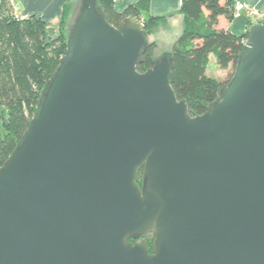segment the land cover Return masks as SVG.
Returning <instances> with one entry per match:
<instances>
[{"label":"water","instance_id":"water-1","mask_svg":"<svg viewBox=\"0 0 264 264\" xmlns=\"http://www.w3.org/2000/svg\"><path fill=\"white\" fill-rule=\"evenodd\" d=\"M80 2L0 168V264H264V19L192 116L171 53L138 71L142 21L114 26L99 0Z\"/></svg>","mask_w":264,"mask_h":264},{"label":"trees","instance_id":"trees-1","mask_svg":"<svg viewBox=\"0 0 264 264\" xmlns=\"http://www.w3.org/2000/svg\"><path fill=\"white\" fill-rule=\"evenodd\" d=\"M113 3L114 0H99L100 8L114 26L127 18L137 17L149 36L163 21V18L148 16L151 0H139L123 13L116 12ZM69 12V0H65L58 34L52 37L44 20L37 16L19 19L11 1L0 0V110L2 108L7 115L0 124V168L23 138L45 86L66 53ZM181 13L185 29L171 52L170 80L178 99L186 100L189 113L198 116L218 99L221 88L233 77L249 31L236 36L217 29L220 17L228 21L234 18L230 0L224 3L221 0H181ZM156 50L157 44L150 43L137 67L139 72L152 68ZM211 56L221 70L232 68L226 81L207 75ZM137 182L142 186L143 170ZM152 241L153 238L149 241L151 251Z\"/></svg>","mask_w":264,"mask_h":264},{"label":"crops","instance_id":"crops-1","mask_svg":"<svg viewBox=\"0 0 264 264\" xmlns=\"http://www.w3.org/2000/svg\"><path fill=\"white\" fill-rule=\"evenodd\" d=\"M14 13L20 17L37 16L44 20L48 25L50 36L56 37L59 26L62 21L63 6L65 0H10ZM139 0H114V9L118 13H123L126 8L134 5ZM226 0H221L224 3ZM233 3L241 2L250 9L260 12V17H253L248 14L246 9L241 10L234 15L232 21L225 17L219 18L218 30L228 31L236 36H243L249 31L250 25L257 23L264 18V0H230ZM148 16L154 18H163V21L155 29L153 34L149 35L151 43H157L158 40H172L170 52L173 46L182 36L185 29V18L181 13V0H151ZM157 53V51H156ZM215 59L210 57V63ZM209 63V65H210ZM209 67V66H208ZM218 67V66H217ZM222 73H227L223 71ZM208 75V69H207ZM209 76V75H208Z\"/></svg>","mask_w":264,"mask_h":264},{"label":"rangeland","instance_id":"rangeland-1","mask_svg":"<svg viewBox=\"0 0 264 264\" xmlns=\"http://www.w3.org/2000/svg\"><path fill=\"white\" fill-rule=\"evenodd\" d=\"M236 3H233L234 15L241 11V10L237 11V6L235 5ZM69 4H70V12H69V16H68V19H67V29H68L67 32L72 29L73 23H74L75 19L77 18L78 14H79L81 2H80V0H69ZM244 8L248 9V10H253V11H256V12L260 13L258 10L248 8L247 5H245ZM248 14H249V12H248ZM260 15L261 14H259L258 17H260ZM250 16L254 17V15H250ZM25 18H27V17H25ZM262 19H264V18H262ZM257 22H259V21H257ZM171 42H172V40H158L159 47L157 45L156 57L159 58L163 54L168 53L170 51V49H171L170 48ZM212 60L213 61L210 63V65L208 67V75L210 77H212V78H215V79L219 80V81H226L228 79L229 75L232 72V68L227 70V73H222V70L219 67H217L216 60L215 59H212ZM6 117H7L6 112L1 108V110H0V124L1 123L3 124V121L6 119Z\"/></svg>","mask_w":264,"mask_h":264},{"label":"built area","instance_id":"built-area-1","mask_svg":"<svg viewBox=\"0 0 264 264\" xmlns=\"http://www.w3.org/2000/svg\"><path fill=\"white\" fill-rule=\"evenodd\" d=\"M235 5L237 6V11L245 9L244 8L245 5L243 3H241V2H237ZM246 10L249 12L250 15H254V17H258V15L260 14V13H258L256 11H253V10H248V9H246ZM16 17L19 18V19H24V18L18 16L17 14H16Z\"/></svg>","mask_w":264,"mask_h":264},{"label":"flooded vegetation","instance_id":"flooded-vegetation-1","mask_svg":"<svg viewBox=\"0 0 264 264\" xmlns=\"http://www.w3.org/2000/svg\"><path fill=\"white\" fill-rule=\"evenodd\" d=\"M152 240V236L148 237V241H151Z\"/></svg>","mask_w":264,"mask_h":264},{"label":"bare ground","instance_id":"bare-ground-1","mask_svg":"<svg viewBox=\"0 0 264 264\" xmlns=\"http://www.w3.org/2000/svg\"><path fill=\"white\" fill-rule=\"evenodd\" d=\"M171 53V52H170Z\"/></svg>","mask_w":264,"mask_h":264}]
</instances>
